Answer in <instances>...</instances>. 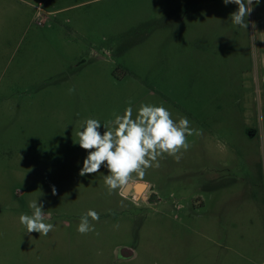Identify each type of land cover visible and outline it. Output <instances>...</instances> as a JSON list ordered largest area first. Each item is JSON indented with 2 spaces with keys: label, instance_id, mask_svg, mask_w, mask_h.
Wrapping results in <instances>:
<instances>
[{
  "label": "rangeland",
  "instance_id": "374dc122",
  "mask_svg": "<svg viewBox=\"0 0 264 264\" xmlns=\"http://www.w3.org/2000/svg\"><path fill=\"white\" fill-rule=\"evenodd\" d=\"M237 8L0 0V264H264V0L247 29ZM129 100L133 118L163 106L202 134L179 162L134 173L141 192L109 195L107 168L79 175L77 133L97 119L103 134ZM34 200L47 236L19 221ZM88 210L100 219L81 235Z\"/></svg>",
  "mask_w": 264,
  "mask_h": 264
},
{
  "label": "clouds",
  "instance_id": "9594fccd",
  "mask_svg": "<svg viewBox=\"0 0 264 264\" xmlns=\"http://www.w3.org/2000/svg\"><path fill=\"white\" fill-rule=\"evenodd\" d=\"M223 3L238 6L230 14L231 22L234 26L247 29V17L253 11V6L259 5L260 0H223ZM68 91L71 94L75 89L70 88ZM127 103L129 106L123 115L114 114V120L103 123L106 129L103 134L99 131L101 121L97 119L84 121L81 126L83 131L77 133L79 146L88 150L79 175L96 174L102 166L107 168L108 175L104 176V183L109 195L124 188L134 173L142 178L148 168L159 167V160L165 156H171L179 162L183 152L191 146L187 137L202 134L191 127V121L187 117H181L178 122L173 120L170 111L163 106L141 104L133 118L132 101ZM52 194L56 195L55 186H52ZM28 206L32 213L21 214L20 223L27 233L37 232L47 236L54 225L45 222L43 203L34 200ZM99 219V213L88 210L81 216L78 233L87 235L95 232L92 222H99ZM96 235L99 233L96 232Z\"/></svg>",
  "mask_w": 264,
  "mask_h": 264
},
{
  "label": "water",
  "instance_id": "95a60500",
  "mask_svg": "<svg viewBox=\"0 0 264 264\" xmlns=\"http://www.w3.org/2000/svg\"><path fill=\"white\" fill-rule=\"evenodd\" d=\"M137 185H141V186H143V183H138V184H135V185L132 184V183H128V184L126 185V187L124 188L123 193H124V194L128 193L132 188H134L135 190H137ZM145 187H146V185H145ZM121 254H122V255H132L133 253H132L131 250H129V249H127V248H123V249L121 250Z\"/></svg>",
  "mask_w": 264,
  "mask_h": 264
},
{
  "label": "flooded vegetation",
  "instance_id": "af4514ba",
  "mask_svg": "<svg viewBox=\"0 0 264 264\" xmlns=\"http://www.w3.org/2000/svg\"><path fill=\"white\" fill-rule=\"evenodd\" d=\"M134 257V255L132 254V255H122V254H120V258H133Z\"/></svg>",
  "mask_w": 264,
  "mask_h": 264
},
{
  "label": "bare ground",
  "instance_id": "6f19581e",
  "mask_svg": "<svg viewBox=\"0 0 264 264\" xmlns=\"http://www.w3.org/2000/svg\"><path fill=\"white\" fill-rule=\"evenodd\" d=\"M144 188H145L144 184H143V186L137 185V191H139V192H141Z\"/></svg>",
  "mask_w": 264,
  "mask_h": 264
}]
</instances>
